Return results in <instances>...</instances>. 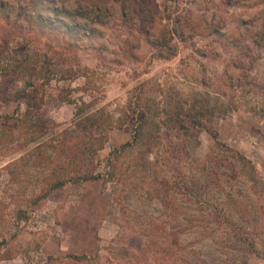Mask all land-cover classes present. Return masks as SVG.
<instances>
[{
    "label": "rangeland",
    "instance_id": "obj_1",
    "mask_svg": "<svg viewBox=\"0 0 264 264\" xmlns=\"http://www.w3.org/2000/svg\"><path fill=\"white\" fill-rule=\"evenodd\" d=\"M20 1L3 0L7 18L0 13V46L4 38L10 40L7 50L0 51V70L17 65L25 54L30 57L18 64L24 73L13 85L22 87L29 72L38 67L37 55L45 50V43L65 48L67 53L66 62L50 66V80L37 94L42 93L43 109L60 126L43 136L29 133L28 138L34 140L28 148L47 137L54 138L63 128H72L78 120L83 126L102 122L101 128H94L91 141L92 147L98 148L96 170H103V158L132 141V124L141 111L145 110L147 123L141 142L117 158V174L122 172L123 179L129 175L127 184L119 181L113 187L112 179L67 183L28 207L27 198L37 192L40 183L39 173L31 167L37 156L31 154L20 161L18 165L24 167L18 170L20 166H14L13 160L23 152L14 149L19 130L0 128V264H163L131 247V240L146 231L150 215L158 222L166 218L160 204L145 191L151 179H179V172L195 170L213 146L206 131L195 137L177 129L175 120L183 118L186 111L201 117L205 107L212 109L211 122L218 140L250 158L264 179V48L256 41L258 32L264 34V0H228V4L225 0H47L51 8L64 10L60 16L69 26L65 29L58 24L61 17L56 18L52 11L46 13L49 21H55L51 24L19 19ZM121 2L129 8V18L122 15ZM140 2L146 10L145 22L131 9ZM177 6L181 21L188 19L194 30L185 29L188 37L184 40L172 36L170 43L176 46L172 58H156L150 40L171 25L164 10L174 12ZM148 10H152L153 22ZM16 18L20 25L14 24ZM17 41L25 42L26 50L20 51ZM25 108L23 99L0 101V115H11L17 109L21 117ZM168 142L178 144L176 157ZM147 148H151L148 154H140ZM9 163L13 173L21 172L18 177L8 173L5 165ZM235 184L241 191L250 185L246 177ZM114 192L120 198L115 206L111 199ZM220 198L211 192L203 202L215 206ZM16 201H22L26 209L22 220L15 218ZM202 205V201L184 205L182 213L189 218L200 216ZM259 205L254 212H260ZM233 215L241 216L239 210ZM262 231L257 229V233ZM183 237L185 242L195 240L193 245H198L199 235L186 232ZM219 240L215 243L206 238L204 250L214 252L221 246ZM256 250L248 255V264H264L261 243ZM189 251L194 255V248ZM82 254L89 259L77 262L69 257ZM174 257H165V263L177 264ZM241 259L239 251L231 250L222 256V264H240Z\"/></svg>",
    "mask_w": 264,
    "mask_h": 264
},
{
    "label": "trees",
    "instance_id": "obj_2",
    "mask_svg": "<svg viewBox=\"0 0 264 264\" xmlns=\"http://www.w3.org/2000/svg\"><path fill=\"white\" fill-rule=\"evenodd\" d=\"M225 1L228 4V0ZM48 5L49 1L47 0H22L18 7L17 16L26 22L29 20L44 24L45 20H50L46 15L48 11H52L56 18L64 11L57 7L51 8ZM120 5L122 15L125 18H129V8L127 9L125 2H121ZM131 9L132 12L138 15L140 22H145L144 13L146 10L142 2ZM177 9L178 6L174 8V12H169L167 9L164 10L166 11L164 17L171 22V25L164 26L150 40L152 49L156 51L154 54L156 58H172L176 54V46L170 43L172 36H178L180 40H184L188 37L184 34L185 29L194 30V26L190 24L188 19L181 21ZM77 10L80 11V9ZM0 13H3V16L7 18L8 14L4 8L3 0H0ZM147 14L151 15L150 21L153 22L152 10H148ZM59 21L60 27L64 29L69 27L66 25L63 17L59 18ZM14 22L16 26L20 25V21L17 18ZM54 22L49 21L48 24ZM16 29L18 30L19 28L16 27ZM208 33L210 32L208 31ZM192 35L190 33V36ZM257 35L259 37L256 40L257 44L262 49L264 48V34L258 32ZM125 42L126 46H130L128 40ZM9 43V38L3 39L0 46L1 53L7 50L6 47ZM25 45V42H16V47L20 51L22 50V52L25 49ZM128 48L130 49L131 47ZM25 57L19 60V66L23 61H27L30 58L28 54H25ZM60 61L61 63L67 61L65 48H56L49 42L45 43V50L37 55L36 65L38 67H33V70L27 75L24 85L20 88L13 85L14 81L20 79L24 73L22 70H18V64L15 66L8 65L9 67L6 66L3 70H0V101L18 102L23 99L26 106L25 112L21 117H18L17 109L16 113L14 112L11 115H0V128L8 126L11 129L17 128L19 130L18 142H16L14 149H23V152L17 159L13 160V164L17 167L20 161L24 160L27 156L30 158L31 154H35L37 156L36 159H38L31 167H35L36 175L39 173L37 182L40 183L37 192H31V195L27 198V207L36 205L39 201L49 198L54 191L62 189L67 183L112 179L115 181L112 182L114 183L113 187L119 181H121L122 185L127 184L129 175L126 174V178L123 179L124 175L122 172L117 174V158L127 148L136 146L138 142H141L143 128L147 123L145 120V110L141 111L140 118L132 124L134 127L132 141L125 142L119 148H114L110 151L103 158V170H96L97 166L94 158L96 160L95 155L98 148H93L91 141L94 137V128H101L102 122L92 121L83 126L82 121L78 120L72 128H63L54 138L47 137L28 148L30 141L34 140V138H28L29 133H38L43 136L60 126L43 109L42 93L40 92L39 97L37 96L40 89L48 84L50 80V66L56 65ZM204 111V113L200 112L201 117H198L196 114L193 115L191 111L183 112V118L177 117L175 123L178 125L177 129L184 131L183 134L185 136L193 134L197 137L202 131L208 132L213 139L212 148L201 160V163L195 165V170L188 174L179 172V179L178 177L177 179H170L158 176L151 179L145 191L150 194L151 200L160 204L161 213L166 218L158 222L156 217L150 215L145 223L146 231L139 233L140 236L138 238H132L131 247L137 248L144 256L147 254L153 255L155 260H160L163 264H167L165 263L167 262L165 257L172 256L173 258L174 254H176L174 261L177 264H184L183 262L222 264V256L226 257L231 250L241 253L242 259L240 264H248L247 257L249 254L257 251L256 246L258 243L262 244L264 251V179L250 158L218 140L217 131L211 122L213 110L205 107ZM205 114L207 116L203 118ZM20 139L23 142H20ZM177 145L169 143L170 151L173 152L174 156L176 155L174 153L177 150ZM150 149L147 148L143 152L140 151V154H148ZM88 162H90V165L87 164ZM146 162L148 161L146 160ZM11 165L12 163L5 165L10 174L13 173L12 169H10ZM18 166H20L18 170L23 171L24 166ZM16 173L18 174L13 173L16 175L14 177H18L21 172L16 171ZM242 177H246L250 183L247 191L239 190L235 184ZM120 191L121 189L118 190V192ZM211 192L219 194L221 197L220 203H216L215 206L210 204L205 206V202L203 201ZM174 194L177 197H174ZM111 197L112 204L115 206L120 201V198L118 194L115 195V192L112 193ZM184 197L186 198L184 199ZM201 197L203 200H201ZM201 201L203 208L200 207V216L189 218L182 213V209L185 208L184 205L198 204ZM21 202L16 201L15 218L17 220H22L26 213V209L22 208ZM258 203L261 210L259 213H256L253 209H255ZM138 207H140V204ZM136 210L138 208L134 209V211ZM237 210L240 211L241 216L234 218L233 213ZM251 212L253 213L252 219L250 218ZM259 216L262 217L261 220ZM144 217H146L144 214L140 216V218ZM259 227L263 230L261 232L262 235H260V232L257 233ZM186 232L193 233V237L199 235L195 242L198 244L197 246L193 245L195 240L190 242L184 241L185 238L183 236H185ZM160 237H162V240H160ZM143 238L144 242L142 241ZM206 238L215 241V243L220 238L219 245L221 246L217 249L214 248V252L205 251L203 241ZM198 242H201V244ZM187 248L188 251H186ZM190 248H194V255L190 254ZM69 257L77 262L89 259V256L86 254L70 255ZM197 258L200 260H197ZM230 259L236 261L234 257Z\"/></svg>",
    "mask_w": 264,
    "mask_h": 264
}]
</instances>
